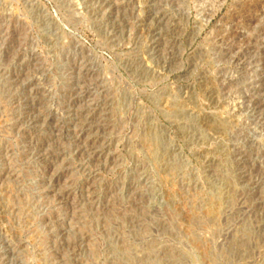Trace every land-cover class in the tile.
<instances>
[{"label":"rangeland","instance_id":"1","mask_svg":"<svg viewBox=\"0 0 264 264\" xmlns=\"http://www.w3.org/2000/svg\"><path fill=\"white\" fill-rule=\"evenodd\" d=\"M0 264H264V0H0Z\"/></svg>","mask_w":264,"mask_h":264}]
</instances>
